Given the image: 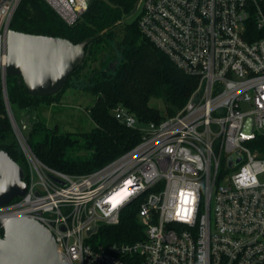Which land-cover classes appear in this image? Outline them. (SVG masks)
<instances>
[{
  "label": "built area",
  "instance_id": "2783aa9c",
  "mask_svg": "<svg viewBox=\"0 0 264 264\" xmlns=\"http://www.w3.org/2000/svg\"><path fill=\"white\" fill-rule=\"evenodd\" d=\"M20 1L0 0L3 34ZM46 1L73 24L91 0ZM259 1L137 0L141 32L197 79L186 104L148 122L117 105L115 117L139 128L141 138L84 174L43 162L14 127L28 164L27 189L0 205V218L39 220L70 264H264ZM132 202L138 205L140 236L101 240L100 228L118 223Z\"/></svg>",
  "mask_w": 264,
  "mask_h": 264
},
{
  "label": "trees",
  "instance_id": "16d2710c",
  "mask_svg": "<svg viewBox=\"0 0 264 264\" xmlns=\"http://www.w3.org/2000/svg\"><path fill=\"white\" fill-rule=\"evenodd\" d=\"M137 0H91L87 10L68 24L46 0H21L10 28L28 33L61 36L78 43L93 39L85 47L82 64L73 71L64 88L54 95H32L22 78L7 75V96L17 121L28 116L32 131L27 141L34 153L49 166L69 174H84L104 166L132 148L141 131L120 122L113 110L124 105L139 120L159 121L181 109L194 91L197 79L179 68L172 58L140 30L135 14ZM259 4L264 11V0ZM117 61L114 68L111 63ZM87 63L86 82L96 95L88 112L95 122L89 131L63 132L49 127L42 113L58 100L71 79ZM161 98L162 112L150 101ZM0 148L6 150L26 172L25 156L8 113L0 79ZM86 150L87 152H82ZM25 159V161H24ZM138 205H127L116 224L102 226L101 240H133L140 236ZM3 230L0 229V235Z\"/></svg>",
  "mask_w": 264,
  "mask_h": 264
},
{
  "label": "water",
  "instance_id": "95a60500",
  "mask_svg": "<svg viewBox=\"0 0 264 264\" xmlns=\"http://www.w3.org/2000/svg\"><path fill=\"white\" fill-rule=\"evenodd\" d=\"M93 39L78 43L53 36L8 28L0 32V79L13 127H18L26 139L32 125L26 116L17 121L7 96V75L20 76L32 95H54L60 92L70 75L84 61L85 47ZM117 61L111 63L114 68ZM241 156L238 160H241ZM232 158L230 159V162ZM23 167L0 148V205L22 196L27 189ZM0 264H70L57 248L54 234L35 218L16 216L0 218ZM91 227L89 232L94 231Z\"/></svg>",
  "mask_w": 264,
  "mask_h": 264
},
{
  "label": "rangeland",
  "instance_id": "374dc122",
  "mask_svg": "<svg viewBox=\"0 0 264 264\" xmlns=\"http://www.w3.org/2000/svg\"><path fill=\"white\" fill-rule=\"evenodd\" d=\"M95 65V63L84 64L78 71L79 74L71 79V85L65 87L58 100L52 102L42 113L41 118L47 126H57L60 131L74 134L89 131L95 127V122L91 118L88 109L94 104L96 95L86 87L88 82L85 80V74L89 68L92 69ZM150 103L162 112L165 110L161 98H152ZM141 125L144 127L145 123H141ZM82 152L87 151L82 150ZM24 164L28 169L26 161Z\"/></svg>",
  "mask_w": 264,
  "mask_h": 264
}]
</instances>
